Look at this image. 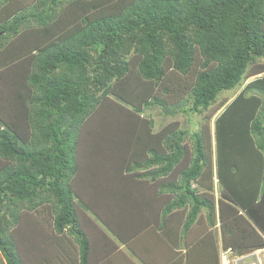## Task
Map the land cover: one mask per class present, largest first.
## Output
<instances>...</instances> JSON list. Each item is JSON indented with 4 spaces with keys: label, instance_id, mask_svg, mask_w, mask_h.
I'll return each instance as SVG.
<instances>
[{
    "label": "trees",
    "instance_id": "trees-1",
    "mask_svg": "<svg viewBox=\"0 0 264 264\" xmlns=\"http://www.w3.org/2000/svg\"><path fill=\"white\" fill-rule=\"evenodd\" d=\"M0 1L5 264H26L18 232L26 212L36 211L48 212L61 236L55 245L43 240L59 252L57 264L108 263L112 239L96 237L92 245L95 223L82 222L79 208L97 215L142 264H221V249L243 256L264 248L251 223L243 227L241 214L245 210L264 231L257 219L264 65L250 70L264 59V0ZM135 68L136 95L130 80ZM252 77L215 118L214 152L210 120L195 132L173 123L154 133V122L142 117L155 105L172 117L178 111L203 115L222 92ZM116 98L114 118L137 130L135 151L118 172L134 173L108 182L99 198L97 172L83 174L78 148L84 127L104 107L108 117V101ZM104 129L102 123L99 138ZM246 180L249 188L241 185ZM87 187L95 200L82 197ZM218 221L220 233L214 230Z\"/></svg>",
    "mask_w": 264,
    "mask_h": 264
},
{
    "label": "rangeland",
    "instance_id": "rangeland-1",
    "mask_svg": "<svg viewBox=\"0 0 264 264\" xmlns=\"http://www.w3.org/2000/svg\"><path fill=\"white\" fill-rule=\"evenodd\" d=\"M19 0H16L18 2ZM2 2V1H0ZM3 4H0V7H2ZM264 65V59L257 60L255 65H252V70H255L257 66ZM139 71L135 68L134 74H132L131 82L133 83V86L136 88L134 91V94H138L139 92ZM7 75V74H6ZM252 78L246 79L240 86L236 87L233 90L230 91H224L219 95L218 101L216 104H214L210 111L205 112L203 115H191L186 114L182 111L176 112V115L174 117L170 116V114H167L164 112V110L159 106H151L149 108H145L143 110L142 117L144 120H152L154 122V133L160 132L164 127L177 123L178 126L182 129L188 130V132H195L196 130L200 129L203 124H208V120H210L211 123V129H212V149L213 152L215 151V135H214V129H215V118L221 114V112L224 110L226 105H228L230 102L234 100V98L243 90L244 86L250 82ZM130 82V83H131ZM142 86V85H141ZM160 96H164L163 93H160ZM109 100V99H107ZM104 101V105H106V101ZM117 101L111 100L108 101L111 104H109L108 110V117H107V109L104 107L102 108L98 114L86 125L85 131L83 133L82 139L80 141L79 146V163L81 164V167L83 168V174H86L87 171H90L89 169H93L94 172H97V176L99 177V189H95L98 193V197L101 198L103 196V189L105 186H109L108 182L111 183L113 181L119 180V176L126 177L129 174L134 173V170L132 172H125V168H121L118 172L119 168L121 167L122 162L127 159L128 155L131 153V151H135L136 147V141H135V132L137 130L132 129L130 125H127L123 123V120L119 121L114 118L115 114H119L120 108L118 105L120 104L118 99ZM107 103V104H108ZM113 116V117H111ZM208 118V119H207ZM102 123L105 125L106 133H103V138H99L102 136L101 127ZM141 128V127H139ZM187 143L192 147L193 143L191 139L189 138L187 140ZM130 152H129V151ZM191 152V151H190ZM192 153V152H191ZM125 166V164L123 165ZM142 171H138L136 174H142ZM133 176V174H132ZM135 177V181H138L141 183V181ZM132 182L131 178H129L128 182ZM96 184V183H95ZM75 185V184H74ZM195 186V185H194ZM160 187V185H159ZM74 188L77 190L79 187L76 183ZM158 189L154 190V193L151 195L153 198L155 197L156 193L158 192ZM90 187H87L82 194L83 198H90L92 194H94V191ZM125 191H128L129 189H124ZM108 192H111L110 190H107ZM91 194V195H90ZM135 197L139 196V191L135 192ZM115 197V195H114ZM91 201L95 200L92 196L90 198ZM139 200V201H138ZM140 198L137 197L135 199V202L139 203ZM158 203L156 207H160V204ZM164 206H161V208ZM102 212L107 213V207L106 205H102L99 209ZM116 212L118 211V207L114 208ZM159 210V208H158ZM157 210V212H158ZM160 211V217L162 218V211ZM140 212V211H139ZM138 212V213H139ZM122 216L125 213H121ZM202 214L205 216L204 210ZM79 215L81 216V221L84 222L86 218H90V220H93L94 223L100 228L101 236L109 239L114 240L115 242H118V239L114 236L113 232L109 230L106 224H104L97 215L93 214L91 215L89 211L84 212L79 208ZM206 217V216H205ZM205 222H207L206 218H203ZM22 227L19 229V235L22 234V239L20 243V251L23 252V256L26 260V264H57V255L59 252L56 251V248L49 243L44 242L43 240L45 238L51 239V241L47 242H54L56 241L55 238H60L61 236L55 234V232L52 229V218L49 216V213L41 211L36 213L26 212V215H24L22 220ZM86 223V222H85ZM84 223V225H85ZM87 228V226H86ZM40 243V244H39ZM55 245V243H53ZM129 250L123 248V254L129 255ZM110 260H108V263L106 264H115L117 261L119 262V257H114V254H112L109 257ZM104 263V264H105ZM0 264H5L4 257L0 251ZM120 264V263H118ZM121 264H142L139 260H135L133 262H129L128 260L122 259Z\"/></svg>",
    "mask_w": 264,
    "mask_h": 264
},
{
    "label": "crops",
    "instance_id": "crops-1",
    "mask_svg": "<svg viewBox=\"0 0 264 264\" xmlns=\"http://www.w3.org/2000/svg\"><path fill=\"white\" fill-rule=\"evenodd\" d=\"M259 168H261V167H259ZM259 168H258V171H260ZM218 182L219 181L216 178V180H215L216 193L215 194H216V198L217 199L220 196L219 183ZM247 183H248L247 180L246 181H242L241 182L242 187L249 188ZM258 190L259 191H258V199H257V206H258L257 219H258L259 223L264 227V183H263L262 187L260 189H258ZM204 213L206 215L205 210H204ZM241 214L245 216V218L242 220L243 227H247V225L251 223V226L254 227L257 230V232L259 233V235L261 236V238L264 239V231L261 229V227L259 225H257L252 218L246 216V211L245 210H241ZM214 230H218L219 233H220V223H219V221H218L217 225H215ZM248 230L251 231L249 227H248ZM90 235L93 237L92 245L94 243V238H96V237L99 239L100 242L104 241V238L101 236L100 228L96 224L94 225L93 229L91 230ZM253 237H255L254 233H253ZM112 241H113V245L114 246H112L109 249L112 251V254H114V257H119V262L117 261L115 264H117V263L121 264L122 263V259L128 260L130 262H133L135 260L138 261V259L135 258V257H132V256L129 257L128 255L123 254V248L126 247V249H129V247L127 245H125L124 243H122L119 240H118V242H115L114 240H112ZM94 244H97V242H95ZM97 248L101 249V248H103V245L99 244L97 246ZM222 251L223 250L221 249V253H222ZM128 253H129V255H131L130 252H128ZM234 254H236V253L234 252ZM248 254H254V255L257 256V257L253 256L252 259H251L252 261H254V260L257 261V259H258L259 262H262L264 264V248H262V249H254V251H252V252H250ZM255 258H257V259H255Z\"/></svg>",
    "mask_w": 264,
    "mask_h": 264
},
{
    "label": "built area",
    "instance_id": "built-area-1",
    "mask_svg": "<svg viewBox=\"0 0 264 264\" xmlns=\"http://www.w3.org/2000/svg\"><path fill=\"white\" fill-rule=\"evenodd\" d=\"M257 257L254 254H247L243 256H236L234 252L229 250H224L222 252V264H263L262 262H259L257 258V261H252V257Z\"/></svg>",
    "mask_w": 264,
    "mask_h": 264
},
{
    "label": "clouds",
    "instance_id": "clouds-1",
    "mask_svg": "<svg viewBox=\"0 0 264 264\" xmlns=\"http://www.w3.org/2000/svg\"><path fill=\"white\" fill-rule=\"evenodd\" d=\"M228 250H229V249H228ZM231 250H232V249H231ZM223 251H224V250H223ZM223 251H222V252H223ZM232 251H233V250H232ZM235 255H236V254H235ZM236 256H237V255H236ZM221 264H222V253H221Z\"/></svg>",
    "mask_w": 264,
    "mask_h": 264
}]
</instances>
